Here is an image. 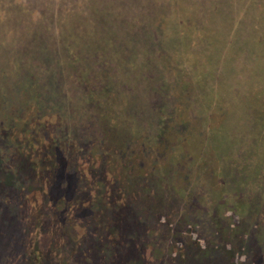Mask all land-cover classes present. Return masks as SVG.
I'll return each mask as SVG.
<instances>
[{
    "label": "rangeland",
    "instance_id": "rangeland-1",
    "mask_svg": "<svg viewBox=\"0 0 264 264\" xmlns=\"http://www.w3.org/2000/svg\"><path fill=\"white\" fill-rule=\"evenodd\" d=\"M52 168L0 264H264V0H0V188Z\"/></svg>",
    "mask_w": 264,
    "mask_h": 264
},
{
    "label": "trees",
    "instance_id": "trees-1",
    "mask_svg": "<svg viewBox=\"0 0 264 264\" xmlns=\"http://www.w3.org/2000/svg\"><path fill=\"white\" fill-rule=\"evenodd\" d=\"M50 172L53 174H48L47 188L41 191L39 189L32 191L21 190L19 192L17 190H14L13 186L16 181V178H14L10 174V178H8L6 182L7 187H5L3 191L2 188H0V227H3L4 229L7 227L8 230V228L12 226L10 228L12 230L14 226L20 225L19 223L22 222L21 212L24 211L22 209L25 208L24 204H29L30 206H37L38 204L39 206H43L45 202L53 203L56 198H58L59 200L68 199L66 197L68 194L67 190L69 187L68 182L64 181L62 184H59L60 181H62L61 174H59L56 168H52ZM18 182L20 181L18 180ZM36 182L40 183L38 179H36V176H34V179L32 178L31 183L36 184ZM79 212H82V210L74 211L73 215L76 214L77 216ZM105 212H107L106 208L101 211V217L105 214ZM119 212L120 211H117L116 214H120ZM25 219L27 220L26 216ZM121 235L122 234H119V236ZM125 243L126 242H122L123 245ZM133 246H135L134 241H132L130 244V247ZM11 247H13V245ZM96 250L97 249H95L94 251ZM88 251H91V249H89ZM95 256H101V251L99 252V254L95 253ZM91 257L93 258V255H91Z\"/></svg>",
    "mask_w": 264,
    "mask_h": 264
}]
</instances>
